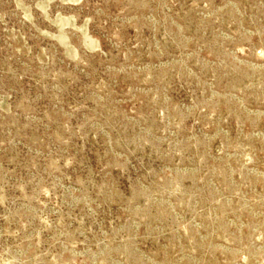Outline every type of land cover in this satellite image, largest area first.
I'll return each mask as SVG.
<instances>
[{"label":"rangeland","instance_id":"rangeland-1","mask_svg":"<svg viewBox=\"0 0 264 264\" xmlns=\"http://www.w3.org/2000/svg\"><path fill=\"white\" fill-rule=\"evenodd\" d=\"M0 264H264V0H0Z\"/></svg>","mask_w":264,"mask_h":264}]
</instances>
